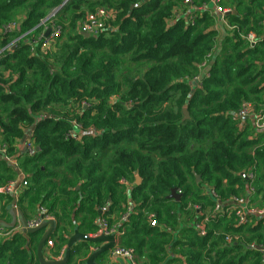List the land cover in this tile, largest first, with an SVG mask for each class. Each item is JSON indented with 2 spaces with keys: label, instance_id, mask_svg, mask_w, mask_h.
Wrapping results in <instances>:
<instances>
[{
  "label": "trees",
  "instance_id": "1",
  "mask_svg": "<svg viewBox=\"0 0 264 264\" xmlns=\"http://www.w3.org/2000/svg\"><path fill=\"white\" fill-rule=\"evenodd\" d=\"M65 1L0 0V51L20 39L0 56V140L15 155L33 133L38 151L18 158L30 181L18 204L57 220L55 256L75 229L96 234L106 218L135 264H264L248 246L264 248V217L245 226L217 218L205 237L194 227L202 219L194 206L214 207L211 189L222 202L245 197L264 208V130L232 120L243 103L264 104V40L250 49L237 30H215L211 0H191L209 7L194 26L185 0H68L44 23ZM218 2L236 12L230 25L263 34L264 0ZM100 9L111 15L107 28L86 38L80 26ZM11 23L18 29L5 34ZM45 26L62 37L32 52ZM212 51L209 77L192 82ZM15 176L0 161V186ZM173 189L180 201L168 198ZM12 203L0 194V221H9ZM215 232L241 241L226 245ZM40 240L20 232L0 240V264H33ZM89 245L78 244L69 264H85Z\"/></svg>",
  "mask_w": 264,
  "mask_h": 264
},
{
  "label": "built area",
  "instance_id": "2",
  "mask_svg": "<svg viewBox=\"0 0 264 264\" xmlns=\"http://www.w3.org/2000/svg\"><path fill=\"white\" fill-rule=\"evenodd\" d=\"M185 5H188L189 9V15H188V22L194 26L196 23L197 18L200 14L206 12L209 7L208 5L203 6H194L191 0H185ZM210 6L214 9L215 14H217L216 18V25L214 27L215 30L222 29L227 30L229 33H232L233 31L237 30L239 32V36L241 39L244 40L245 44L248 48L254 49L256 48L263 40H264V32L262 35L257 34L256 32L249 31L244 32L240 31L238 27L230 25L227 20V15L231 10H227L219 5L218 0H211ZM111 15L108 11L104 9H100L96 11L95 13L88 14L85 20L82 22L80 26V33L89 35V37L94 36L96 37L101 32L105 31L107 28L106 23L110 21ZM17 23H11L8 24L5 29L4 33H13L18 29ZM50 29V34L48 36H45L46 32ZM62 37V29L58 26H52L51 28H48L45 26V29L41 33V35L38 37L36 41H31L30 44L32 45V52H34L35 47L42 43L41 47L42 50L51 48L54 46ZM20 39H17L14 41L11 45H9L7 48L2 49L0 51L1 54L4 53L6 50H10L12 47H15L17 45V42H19ZM214 56V51L207 54V56L204 58L203 62L199 65V70L196 73L195 77L192 78V82L199 83L203 78L209 77V69L211 66V61ZM85 107H87L86 104H84ZM233 121H249L252 126L260 131L264 130V104L259 105V107H255V105L251 102H245L242 104L239 111L233 115L232 117ZM26 137L22 140L20 143V147L18 149L17 154H12L7 145L2 143L0 140V161H4L8 163L16 172V176L13 180L8 181L6 184L0 186V194L4 196H8L13 198L15 201H18L22 194L28 189L30 186V181L28 179V175L22 170L18 158L20 157H32L36 154L38 151L33 138L32 132H26ZM246 178L250 181H254V174L249 173L246 175ZM124 184H126L124 182ZM254 189L252 185H250V191L252 192ZM179 193V192H178ZM181 194V193H179ZM210 194L215 199L214 207L208 211L207 213H202V209L198 206H194V209L197 210L201 216L202 219L200 221H197L194 224V227L197 231V233L201 237H205L209 233V225L211 222L215 221V219L224 218V217H230L233 216L236 219V224L238 226H245L251 222L252 217H264V208H260L255 206L249 198L245 197H234L226 202H222L219 200L217 193L211 189ZM191 207V206H190ZM108 206H105L101 213H107ZM129 213L125 214L122 218L121 225L128 221ZM154 216L151 215L150 218V224L151 226H156V221L153 220ZM218 219V220H219ZM54 220V217L49 214L48 210L44 207H41L38 209L36 215L30 219L27 220L26 229H36L40 227L44 222ZM98 231L94 236L98 235H121V231L116 226H113L112 228L109 227L108 221L106 218H101L98 222ZM24 227L22 224H19L15 226L12 229L1 227L0 226V240H8L13 238L17 233L23 232ZM216 235H222L224 242L226 245L231 244H237L241 241V237L239 235L231 234V233H217ZM48 246L52 247L54 246V243L52 241L48 242ZM250 249L258 250L264 253V248L262 246H259L255 243L248 245ZM112 257L113 258H120L127 262H130L134 264V251L132 249H124L120 246L115 248L112 251Z\"/></svg>",
  "mask_w": 264,
  "mask_h": 264
},
{
  "label": "water",
  "instance_id": "3",
  "mask_svg": "<svg viewBox=\"0 0 264 264\" xmlns=\"http://www.w3.org/2000/svg\"><path fill=\"white\" fill-rule=\"evenodd\" d=\"M68 2L66 0L64 4L59 8L56 9L52 14L48 15V17L45 19L44 23H47L52 18L56 16L58 11ZM134 8V7H133ZM236 14L235 11H230L227 16L230 14ZM50 34V29L46 32L45 36H48ZM86 38H89V35L83 34ZM185 118H188L187 111H184ZM244 178H246L245 175H243ZM196 179L199 181V176L196 177ZM141 184L140 177L137 178L136 186H139ZM182 195L177 192L176 189H173L171 191V194L168 196L169 199H174L176 201H180ZM14 205V204H13ZM20 212V211H19ZM12 216L15 217V223L9 224L4 221H0V226L12 229L15 227L16 224V218H17V210L12 208ZM21 215V224L24 227L23 233L25 235H36L43 233V236L41 237V240L37 247V259L39 261V264H69L71 257H72V250L80 243H88L92 246H95L96 248L94 251L89 255L87 260L85 261V264H97L96 261L99 257L107 256L108 254H111L112 251L117 248V236L114 235H98V236H90L84 233H81L78 229H75L73 235L69 237L68 243L65 249L64 257L61 260H54V261H48L44 257L45 252V246L49 242V239L53 237V235L57 232L58 226L56 220H50L44 222L40 227L36 229H26L27 220ZM114 264H128L127 261L115 258ZM132 264V263H129Z\"/></svg>",
  "mask_w": 264,
  "mask_h": 264
},
{
  "label": "crops",
  "instance_id": "4",
  "mask_svg": "<svg viewBox=\"0 0 264 264\" xmlns=\"http://www.w3.org/2000/svg\"><path fill=\"white\" fill-rule=\"evenodd\" d=\"M221 31H222V29H220ZM22 142V140L19 142V144H18V147H20V143ZM21 198V197H20ZM13 199V198H12ZM18 202H19V200L18 201H15L14 199H13V203H12V207H11V210H12V208L13 209H16L17 210V218H16V224H15V226H17V225H19V224H21V215L20 214H22V216L26 219V220H30V219H32L35 215H36V213H37V211H36V209L35 210H33V211H26V212H24L22 209H21V207L19 206V204H18ZM14 204V205H13ZM20 211V212H19ZM11 218H14L15 219V217L14 216H12L11 215ZM54 220H56L55 218H54ZM112 220L113 221H116L117 220V217H116V215H114V216H112ZM99 220L97 219V222H98ZM4 222H6V223H9V224H11L10 223V221H5L4 220ZM56 222H57V220H56ZM98 225V224H97ZM57 226H58V222H57ZM99 227V226H98ZM58 230V229H57ZM45 232V231H44ZM43 232V233H44ZM20 233H23V232H20ZM43 233H42V236H43ZM57 233V232H56ZM55 233V234H56ZM83 233V232H82ZM24 234V233H23ZM54 234V235H55ZM84 234H86V233H84ZM25 235V234H24ZM39 235V234H38ZM53 235V236H54ZM73 235V234H72ZM71 235V236H72ZM87 235H90V236H93V235H95V234H87ZM26 236H28V235H26ZM41 236V237H42ZM70 236V237H71ZM40 237V236H39ZM69 239V238H68ZM66 246H67V244L61 249V252H60V255L59 256H55V251L57 250V245H56V241H54V246H52V247H50V246H48V243H47V245L45 246V252H44V257H45V259L46 260H48V261H54V260H61V259H63V257H64V253H65V249H66ZM117 246L119 247V246H121V237H120V235L119 236H117ZM38 247V246H37ZM96 247L95 246H92V245H89V249H90V253H92L93 251H94V249H95ZM178 250H179V247L177 248ZM168 257H169V250H168ZM76 258V257H75ZM178 260H179V258L178 257H176ZM76 259H78V258H76ZM87 260V259H86ZM168 260H169V258H168ZM114 261H115V258H113L112 257V254H108L107 256H104V257H99L98 259H97V261H96V263L97 264H114ZM134 262V261H133ZM37 263H39V261H38V259H37V253H36V259L34 260V263L33 264H37ZM128 264L130 263V262H127ZM135 264V263H134ZM177 264H179V263H177Z\"/></svg>",
  "mask_w": 264,
  "mask_h": 264
},
{
  "label": "rangeland",
  "instance_id": "5",
  "mask_svg": "<svg viewBox=\"0 0 264 264\" xmlns=\"http://www.w3.org/2000/svg\"><path fill=\"white\" fill-rule=\"evenodd\" d=\"M54 11L55 10H53L50 14H52ZM9 221H10L11 224L15 223V219L14 218H10ZM39 236L41 237L42 236V233H40Z\"/></svg>",
  "mask_w": 264,
  "mask_h": 264
}]
</instances>
